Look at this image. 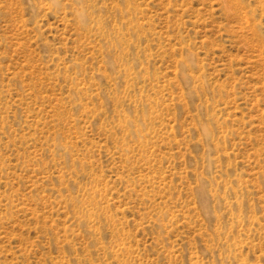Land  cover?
<instances>
[{"label":"rangeland","instance_id":"374dc122","mask_svg":"<svg viewBox=\"0 0 264 264\" xmlns=\"http://www.w3.org/2000/svg\"><path fill=\"white\" fill-rule=\"evenodd\" d=\"M0 264H264V0H0Z\"/></svg>","mask_w":264,"mask_h":264}]
</instances>
